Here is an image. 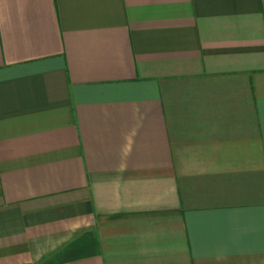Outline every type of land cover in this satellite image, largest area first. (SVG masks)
<instances>
[{
    "label": "crops",
    "instance_id": "crops-1",
    "mask_svg": "<svg viewBox=\"0 0 264 264\" xmlns=\"http://www.w3.org/2000/svg\"><path fill=\"white\" fill-rule=\"evenodd\" d=\"M0 264H264V0H0Z\"/></svg>",
    "mask_w": 264,
    "mask_h": 264
}]
</instances>
